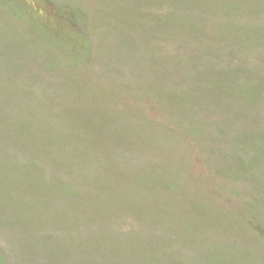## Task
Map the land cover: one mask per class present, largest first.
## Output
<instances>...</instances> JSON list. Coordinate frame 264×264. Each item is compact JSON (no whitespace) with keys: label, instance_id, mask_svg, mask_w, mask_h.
<instances>
[{"label":"rangeland","instance_id":"rangeland-1","mask_svg":"<svg viewBox=\"0 0 264 264\" xmlns=\"http://www.w3.org/2000/svg\"><path fill=\"white\" fill-rule=\"evenodd\" d=\"M0 264H264V0H0Z\"/></svg>","mask_w":264,"mask_h":264}]
</instances>
